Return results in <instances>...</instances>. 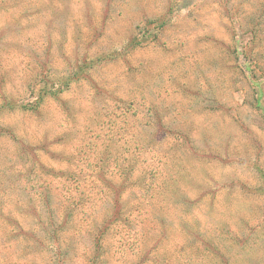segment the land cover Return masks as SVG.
Segmentation results:
<instances>
[{"label":"rangeland","instance_id":"rangeland-1","mask_svg":"<svg viewBox=\"0 0 264 264\" xmlns=\"http://www.w3.org/2000/svg\"><path fill=\"white\" fill-rule=\"evenodd\" d=\"M0 264H264V0H0Z\"/></svg>","mask_w":264,"mask_h":264},{"label":"trees","instance_id":"trees-1","mask_svg":"<svg viewBox=\"0 0 264 264\" xmlns=\"http://www.w3.org/2000/svg\"><path fill=\"white\" fill-rule=\"evenodd\" d=\"M73 74H77V73L75 72ZM47 86H48V84H46V86L43 87V93L44 94L48 93V91L51 92L53 90L52 87H51V85L49 86V88H47ZM26 105H28V104H26Z\"/></svg>","mask_w":264,"mask_h":264}]
</instances>
